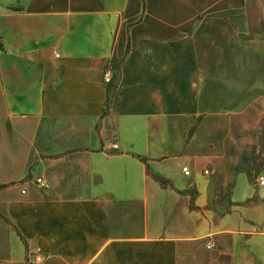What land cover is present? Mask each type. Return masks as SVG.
Here are the masks:
<instances>
[{"label": "crops", "instance_id": "1", "mask_svg": "<svg viewBox=\"0 0 264 264\" xmlns=\"http://www.w3.org/2000/svg\"><path fill=\"white\" fill-rule=\"evenodd\" d=\"M226 90L264 96V0H0V264H179L204 240L264 264L247 177L208 207Z\"/></svg>", "mask_w": 264, "mask_h": 264}, {"label": "rangeland", "instance_id": "2", "mask_svg": "<svg viewBox=\"0 0 264 264\" xmlns=\"http://www.w3.org/2000/svg\"><path fill=\"white\" fill-rule=\"evenodd\" d=\"M114 74L117 76V70ZM227 91L221 102L213 105L206 138L207 145L213 149V158L202 164L203 174L211 180L212 196L208 207L216 214L230 210L231 188L239 173L255 186V199L264 200V185L257 181L259 175L264 176V96L261 95L260 104L247 98L239 104ZM207 242L210 241L191 242L180 247L179 264H230L227 255L220 253L212 243L208 248Z\"/></svg>", "mask_w": 264, "mask_h": 264}, {"label": "built area", "instance_id": "3", "mask_svg": "<svg viewBox=\"0 0 264 264\" xmlns=\"http://www.w3.org/2000/svg\"><path fill=\"white\" fill-rule=\"evenodd\" d=\"M103 80L106 83L111 80V75H110L109 71L104 72ZM112 147L117 148V144L116 143L112 144ZM182 170L184 173H188V168L186 166L183 167ZM205 173H207V170H205ZM257 181L260 185H264V176L259 175L257 177ZM35 182L40 183L41 179L36 178ZM206 246L208 248H210L211 242H207ZM46 260H47V255L41 251L36 250V251L32 252L29 256H27L26 264H44Z\"/></svg>", "mask_w": 264, "mask_h": 264}, {"label": "trees", "instance_id": "4", "mask_svg": "<svg viewBox=\"0 0 264 264\" xmlns=\"http://www.w3.org/2000/svg\"><path fill=\"white\" fill-rule=\"evenodd\" d=\"M117 65V63H113V66H116ZM117 67V66H116ZM115 75V74H114ZM113 86H115V84L113 85ZM110 89L111 88H108V94H107V101H109L110 100V98H111V93H110ZM107 105V104H106Z\"/></svg>", "mask_w": 264, "mask_h": 264}]
</instances>
